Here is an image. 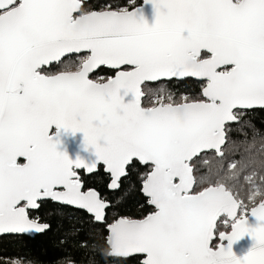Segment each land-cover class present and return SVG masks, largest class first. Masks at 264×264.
Returning a JSON list of instances; mask_svg holds the SVG:
<instances>
[{
    "label": "snow or ice",
    "instance_id": "6c2138e0",
    "mask_svg": "<svg viewBox=\"0 0 264 264\" xmlns=\"http://www.w3.org/2000/svg\"><path fill=\"white\" fill-rule=\"evenodd\" d=\"M144 4L154 9L152 24L141 7L0 0V233L46 230L29 210L48 198L105 222L109 204L78 170L102 164L116 189L136 158L150 165L142 191L155 211L110 223L111 255L141 254L140 264H264V192L248 197L260 196L249 209L224 181L194 189L189 165L206 150L222 157L228 126L264 107V0ZM71 54L75 70L49 71ZM100 66L114 74L90 78ZM189 77L201 82L199 95L148 99L142 88ZM61 130L82 132L95 159L59 151ZM245 234L254 243L238 256L232 245Z\"/></svg>",
    "mask_w": 264,
    "mask_h": 264
},
{
    "label": "trees",
    "instance_id": "16d2710c",
    "mask_svg": "<svg viewBox=\"0 0 264 264\" xmlns=\"http://www.w3.org/2000/svg\"><path fill=\"white\" fill-rule=\"evenodd\" d=\"M141 1L89 0L83 7L87 11L130 9ZM75 59L76 55L69 56L58 66L65 61L74 65ZM112 75L111 70L100 68L92 78ZM142 88L148 99L168 94L179 98L182 95H199L201 82L186 78L146 83ZM228 127L231 131L226 133L222 157H217L210 151L191 161L196 181L194 189L206 187L209 182L214 184L224 181L251 208L260 201V196H256L255 201L248 197L257 190L264 192V108L245 110L241 119ZM233 164L235 167H232ZM149 170L150 166H142L133 161L127 167L128 174L121 179L119 189L113 192L107 189L108 176L102 170L84 178L86 188H95L102 199L110 202L105 222L102 223L95 222L85 211L50 201L42 202L30 216L47 223L49 228L34 237L0 236V264H9L16 260L23 264H140L139 256L126 259L108 257L105 227L118 217L143 218L152 211L148 200L141 193L143 177ZM202 176L209 177V180L201 183Z\"/></svg>",
    "mask_w": 264,
    "mask_h": 264
},
{
    "label": "water",
    "instance_id": "95a60500",
    "mask_svg": "<svg viewBox=\"0 0 264 264\" xmlns=\"http://www.w3.org/2000/svg\"><path fill=\"white\" fill-rule=\"evenodd\" d=\"M88 1L89 0H82V5L84 3H86V2H88ZM137 7H141L142 8V12H143V15H144L145 19L147 20V22L149 24H152L154 22V19H155V12H154V9H153L152 5L151 4H144V0H142L141 4L138 5V6H136V7H134V8H137ZM134 8L129 9V10H133ZM93 11H97V10H93ZM71 55H76V54H71ZM71 55H69V56H71ZM64 58H62V59H64ZM57 63H59V62H54L53 64H57ZM100 68H106V69H108L107 66H100L97 70H95V72H97ZM56 74H58V73H56ZM189 78H191V77H189ZM184 79H186V78H184ZM192 79L199 81L197 78H192ZM171 80H183V79L173 78ZM161 81H169V80L168 79H162ZM157 82H160V81H157ZM157 82H146V83H157ZM258 108H264V107L257 106V107H254L252 109H258ZM248 110H251V109H248ZM232 123H234V122H232ZM56 138L59 141L58 144H57L58 150L61 151V152L67 153V155H68V157L70 159L75 160L77 158H80V159H83L85 162H91V161H93L95 159V149L92 146L85 144L84 136H83V133L82 132H77L75 134H72L71 132H64L63 130H61L59 132V134L57 135ZM225 142H226V140H225ZM224 145L221 146V152H222V147ZM210 151L214 152L217 157H221L216 152V150H206L205 152H202V153H207V152H210ZM202 153H200L197 157H199ZM197 157H194V158H197ZM133 161L139 162L142 166H147L146 164H143L142 162H140L136 158H133ZM132 162H130V164ZM98 165H102V164H98ZM98 165H97V167H98ZM189 165H190V167L193 168V166L191 165V161L189 162ZM128 166H126V173L127 174H128V172H127V167ZM80 170H84V172H85L86 175L91 174V173H88L86 169H80ZM96 171H97V168H96V170H94V172H96ZM103 171H104L105 174H107L109 176V182H108V185H107V189L109 191H112V192L118 190L120 186L118 188H116V189H112V188L109 187L110 182H111V176H110V173H108L106 171L105 166H103ZM94 172H92V173H94ZM127 174H126V176H127ZM126 176H124V177H126ZM124 177H122V178H124ZM193 177H194V174H193ZM194 179H195V177H194ZM142 186H143V183H142ZM142 186H141V193L148 200L149 198L142 191ZM91 189H94V188H91ZM44 200H50L53 203H57V204H60V205H64V206H68V207H71V208H75V209H78V210L85 211L88 215H90L93 218L92 214H90L86 210L80 209V208H78L76 206L63 204L61 202L54 201V200H52L50 198L44 199ZM106 202L109 204V207H110V202L109 201H106ZM259 202H257L254 206H257ZM148 206L152 207L153 208V211H155V208H154L153 205H150L148 203ZM35 209H37V208H35ZM35 209H30V210H35ZM106 210H105V215H106ZM153 211L147 213L144 217H146L148 214L152 213ZM118 218H120V217H118ZM136 219H142V218H136ZM93 220H94V218H93ZM39 223H41V222H39ZM98 223H102V222H98ZM249 223L250 224H255L256 223L255 218L254 217H251L250 215H249ZM45 224H47V223H45ZM108 225H106V227H105L106 228V231H107L106 244H107V238L109 236ZM46 230H44V231H46ZM229 231H230V229H229ZM43 232H30V233H24V234L0 233V236H6V235H25V236H28V237H34L35 235L41 234ZM253 243H254V241H253L252 237L250 236V234H245L244 237H242L241 239H239L238 241H236V242L233 243V245H232L233 251H234V253L236 255L242 256V255L246 254V252L252 247ZM107 247H108V253H107L108 257L119 258V259H126V258L133 257V256H139L140 257V261L143 258L141 254H133L132 256H129V257H115V256H113V255L110 254V246L108 244H107Z\"/></svg>",
    "mask_w": 264,
    "mask_h": 264
},
{
    "label": "flooded vegetation",
    "instance_id": "af4514ba",
    "mask_svg": "<svg viewBox=\"0 0 264 264\" xmlns=\"http://www.w3.org/2000/svg\"><path fill=\"white\" fill-rule=\"evenodd\" d=\"M142 2V1H141ZM141 4V3H140ZM139 4V5H140ZM83 6V5H82ZM138 6V5H137ZM136 7V6H135ZM134 8V7H133ZM130 9H132V8H130ZM71 56H75V55H71ZM67 57H69V56H67ZM67 57H65V58H67ZM64 58V59H65ZM64 59H62L61 61H63ZM60 63V62H59ZM59 63H57V64H52V65H54L55 66V68H58L59 66ZM52 65H50L48 68H49V71L53 68H51V66ZM64 70H75V67H71V68H69V69H67V68H61V69H55V71H50L52 74H56V73H59L60 71H64ZM110 70V69H109ZM98 72V71H97ZM96 73V72H95ZM94 73V74H95ZM114 74V73H113ZM90 78H92V76L90 77ZM170 81V80H169ZM146 84V83H145ZM147 166H150V165H147ZM99 170H102L103 171V166L102 165H98V167H97V171L96 172H94V173H91V174H89V175H86L85 174V172H84V170H78V174L81 176V179H82V181H83V183H84V185H85V181H84V178L86 179L88 176H91V175H94V174H96V173H98L99 172ZM103 173H104V171H103ZM105 174V173H104ZM107 175V174H106ZM108 176V175H107ZM108 182H109V176H108V181H107V185H108ZM86 188V187H85ZM89 188H93V187H89ZM87 189V188H86ZM95 189V188H94ZM96 190V189H95ZM45 201H50V200H43V201H38V204H39V206L41 205V203L42 202H45ZM105 201H107V200H105ZM51 202V201H50ZM53 203V202H52ZM57 204V203H56ZM60 205V204H59ZM64 206V205H63ZM39 208V207H38ZM37 208V209H38ZM152 208V207H151ZM37 209H35V210H29V216L31 215V213L32 212H34V211H36ZM152 211H153V208H152ZM30 218H31V216H30ZM39 222V221H38ZM42 223V222H41ZM226 231H229V229L228 230H226ZM38 235V234H37ZM7 236V235H6Z\"/></svg>",
    "mask_w": 264,
    "mask_h": 264
},
{
    "label": "rangeland",
    "instance_id": "374dc122",
    "mask_svg": "<svg viewBox=\"0 0 264 264\" xmlns=\"http://www.w3.org/2000/svg\"><path fill=\"white\" fill-rule=\"evenodd\" d=\"M74 61H76V59ZM69 63H70L69 61H65V62L61 63V66H59L58 68H55V66H54L50 71H55V69H61V68H66V67H70V66L75 67L74 65H70Z\"/></svg>",
    "mask_w": 264,
    "mask_h": 264
}]
</instances>
